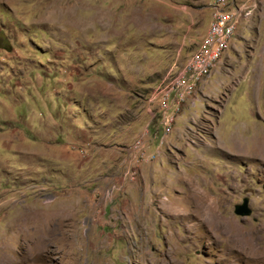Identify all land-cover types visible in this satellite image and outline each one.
<instances>
[{"label": "rangeland", "instance_id": "obj_1", "mask_svg": "<svg viewBox=\"0 0 264 264\" xmlns=\"http://www.w3.org/2000/svg\"><path fill=\"white\" fill-rule=\"evenodd\" d=\"M216 1L0 0V264L37 240V264H264V0H227L250 16L164 141L147 129Z\"/></svg>", "mask_w": 264, "mask_h": 264}, {"label": "built area", "instance_id": "obj_2", "mask_svg": "<svg viewBox=\"0 0 264 264\" xmlns=\"http://www.w3.org/2000/svg\"><path fill=\"white\" fill-rule=\"evenodd\" d=\"M214 8V17L195 51L184 64L173 63L148 95V134L160 143L171 133L185 107L194 103L201 83L228 49L240 20L251 14L249 6L230 5L227 0H217Z\"/></svg>", "mask_w": 264, "mask_h": 264}, {"label": "bare ground", "instance_id": "obj_3", "mask_svg": "<svg viewBox=\"0 0 264 264\" xmlns=\"http://www.w3.org/2000/svg\"><path fill=\"white\" fill-rule=\"evenodd\" d=\"M258 241L259 239L256 236V234L251 233L250 235H244V238L240 240V242L238 243L239 244L238 246L244 249L246 248L250 252H253L254 249L256 248V244ZM44 246H45V240H37L33 243L32 245L33 255H32V258L28 259L29 264H35L37 261L42 260L41 258H44Z\"/></svg>", "mask_w": 264, "mask_h": 264}, {"label": "water", "instance_id": "obj_4", "mask_svg": "<svg viewBox=\"0 0 264 264\" xmlns=\"http://www.w3.org/2000/svg\"><path fill=\"white\" fill-rule=\"evenodd\" d=\"M252 213V210L249 207V199L244 198L242 204H237L235 206V214L240 217H249Z\"/></svg>", "mask_w": 264, "mask_h": 264}, {"label": "crops", "instance_id": "obj_5", "mask_svg": "<svg viewBox=\"0 0 264 264\" xmlns=\"http://www.w3.org/2000/svg\"><path fill=\"white\" fill-rule=\"evenodd\" d=\"M208 30V29H207ZM212 73V72H211Z\"/></svg>", "mask_w": 264, "mask_h": 264}]
</instances>
